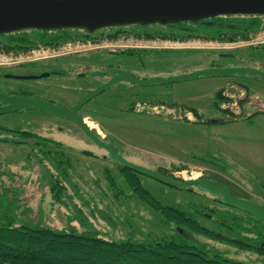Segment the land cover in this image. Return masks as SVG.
<instances>
[{"label": "rangeland", "instance_id": "1", "mask_svg": "<svg viewBox=\"0 0 264 264\" xmlns=\"http://www.w3.org/2000/svg\"><path fill=\"white\" fill-rule=\"evenodd\" d=\"M219 18H236L233 21L250 30V21L256 17ZM260 18L262 29L243 34L208 23H181L139 27V31L128 28L138 32L136 36L114 35L116 28L92 36L73 31L40 38L38 32H28L0 37V44L15 48L32 42L37 50L60 45L62 55L53 60L65 61L62 69H73L64 84L81 88L72 90L78 97L100 81L92 84L78 79L76 73L97 70L98 61L107 58L100 52L111 50L140 48L150 74L161 78L212 65H248L252 60V68L264 69V16ZM229 34L237 37L228 40ZM70 35L74 39L65 41ZM78 36L83 39L75 41ZM0 57L4 58L0 64L11 61L2 51ZM118 86L82 112L81 118L100 139L113 143L134 164L179 182L215 176L236 196L264 206V78L199 77L166 85L162 106L161 99L152 94L154 89L135 88L130 97L129 85ZM122 95L127 98L121 106L118 98ZM130 107L139 111L130 115ZM210 119L226 122L210 124ZM107 155L72 123L30 113L1 115L0 196L7 199L2 208L13 206L18 220L31 226L60 230L72 226L80 232L96 231L114 242L185 239L211 258L264 264V247L260 246L264 228L251 215L198 188L175 189L128 171L104 159ZM165 208L179 210L181 216L164 212ZM200 212L219 217L220 222ZM197 227L207 232L196 231Z\"/></svg>", "mask_w": 264, "mask_h": 264}, {"label": "water", "instance_id": "2", "mask_svg": "<svg viewBox=\"0 0 264 264\" xmlns=\"http://www.w3.org/2000/svg\"><path fill=\"white\" fill-rule=\"evenodd\" d=\"M236 16H264V0H0V36L24 31L85 30L95 33L100 30L128 26L195 24L219 17ZM117 72L113 71L111 73L113 79L110 82L86 95L71 110L39 99L7 97L0 93V101L7 104L0 108V116L17 111L40 110L73 121L96 145L107 151L113 163L175 189L198 188L200 191L216 197L220 203L243 211L251 215L255 221L264 224V206L250 199L232 195L226 185L207 178L179 182L156 170L128 161L119 154L118 148L112 144L104 143L93 134L76 113L113 85L133 81L130 74L122 71ZM90 75L103 76L100 73ZM234 76L264 78V69L212 66L180 76L155 77L146 82L136 80L135 82L146 87L166 86L191 81L199 77L226 78ZM225 122L226 120L209 121L211 124ZM179 232L185 237H189L180 228Z\"/></svg>", "mask_w": 264, "mask_h": 264}, {"label": "trees", "instance_id": "3", "mask_svg": "<svg viewBox=\"0 0 264 264\" xmlns=\"http://www.w3.org/2000/svg\"><path fill=\"white\" fill-rule=\"evenodd\" d=\"M219 19H212L215 23L210 26L242 34L262 29L260 16L251 19L248 27L250 30H244V24L233 21L236 18L230 21ZM229 35L228 40L237 37ZM65 39L69 41L74 38L70 35ZM76 39L82 40L83 37L78 36ZM38 40L43 42L40 38ZM53 189L60 191L57 187ZM6 201L0 196V264H243L220 256L211 258L208 252L200 250L195 243L185 239L178 242L175 238L170 242L163 239L153 244L114 242L100 237L96 231L80 232L72 226L62 230L41 224L31 226L18 220L13 206H7L4 210L2 207ZM168 211L181 216L179 210L164 209V212ZM18 221L21 222L20 225ZM260 224L264 228V224ZM197 228L196 231L207 232L206 229Z\"/></svg>", "mask_w": 264, "mask_h": 264}, {"label": "flooded vegetation", "instance_id": "4", "mask_svg": "<svg viewBox=\"0 0 264 264\" xmlns=\"http://www.w3.org/2000/svg\"><path fill=\"white\" fill-rule=\"evenodd\" d=\"M211 20L203 21V22H199V23H195V24L204 25L207 23H211V24L215 23L213 20L212 21ZM177 25L178 24L168 25V26H177ZM130 27H133L139 31V27L144 28L147 26H128V27L116 28L115 31L113 32V34L114 35L117 34L118 36H120L122 33H124V34L126 33V35H131L132 33L135 34V36L138 35V32L133 31L134 29L129 30L128 28H130ZM112 29H114V28H112ZM112 29L100 30V31H97L95 33H89L85 30H63V31H53V32L24 31V32H19L17 34H21V33L25 34L28 32H38L40 38H42V37L47 38L50 35H56V34H60V33L64 35V33H68V32L71 33L73 31H76V32H82L85 35H91L92 36V35H95L97 33L103 34V32L109 31ZM12 35H2L0 37L5 38V37H10ZM24 36L22 37L23 39L27 38ZM75 41H77V40H75ZM37 48H38V45L31 44L30 42H28V43L26 42L24 45H22L20 47L15 46V48H13V49L9 48V46L6 44H2L0 46V51L7 54L6 58L11 60V61H8L6 63L0 64V93L5 94L7 97H24V98L39 99L43 102L54 104V105L60 106L62 108L71 110L86 95H88L92 91L96 90L100 86L105 85L108 82H110L113 79V75L111 74L113 71H115V72H117V71L121 72L122 71L124 73L130 74V77L132 78L133 81L122 82V83H118L116 85H113L110 89L106 90L105 92H103L98 97L89 101L86 105H84L82 108H80L77 111L76 115L79 118H81L83 110L88 105H90L92 102H95L97 99L104 96L107 92H110L115 86H118V85L120 86V85H123L124 83L126 85H129L127 90L129 91L130 97L134 95L135 88L149 89V91L154 89L155 92L152 94H154V96L156 95L157 99H161V104L157 101L159 103V105L162 106V103L164 102L162 99H164L166 96L165 88H164L165 86L154 85V86L146 87V86L139 85L135 82V80L141 81V82H146L150 78L161 77L158 74H154V73L150 74L149 68H147L146 63L141 60L142 53L140 51V48L126 49V50L121 49V50H115V51L111 50V51H107V52H100L101 56H106L107 58L104 61H98L99 63H101L99 66H97L98 63L95 64V66L98 67L97 70L90 71L89 69H85L83 72L76 73V76L78 79L90 80L92 84L94 83L92 81H97V82L100 81V82H98V84L95 87L86 89L84 94L81 96H78V97H76V93H73L72 90L73 91H76L78 89L81 90V88L68 87L64 84L65 83L64 79L70 78V76L73 74V72H71V71H73V69L70 67H69V69H68V67L62 69L60 66H61V64H64L65 61L63 63H60L58 61L53 60L55 57H59L62 55L61 52L59 53V50L61 48L60 45L50 46L49 48H46V49L41 48V50H37ZM0 59H4V58L0 57ZM252 61H250L248 63V65H237V66L235 65L233 67H253L252 64H254L255 62L254 61L252 62ZM212 66H214V65H212ZM217 67H223V66H217ZM92 73H100V74H103V76H95L94 77V76L90 75ZM246 78L247 77H241L240 79H246ZM56 79L62 80V81L54 82V80H56ZM65 92L68 93V95H69V96L67 95L68 97L67 96L64 97ZM150 95H151V93H150ZM123 97L124 96L122 95V97L118 98V102H119L118 105L122 106L123 101L127 98V97H125V99H123ZM5 106H7V104L0 101V108L5 107ZM137 111H139V110H135L134 108L131 109V107L128 109V113L130 115H135ZM16 113H19V114H23V113L29 114L30 113V115L35 114L36 116L61 119L65 122H69V123L74 124L78 129H80L83 132V130L75 122L64 119V118H60V117H57L54 115H51V114L44 112V111H40V110L26 111V110H24V111H17ZM82 121L85 122L84 119H82ZM85 123L87 124V122H85ZM87 126H88V124H87ZM90 127L92 128V126H90ZM90 127L88 126L89 129H90ZM59 129H60V132H63L62 127H60ZM90 130L92 131V129H90ZM93 134L96 135L94 132H93ZM85 136H87V135L85 134ZM97 137L100 139L99 136H97ZM100 140H102V139H100ZM103 142L106 144L114 145L111 142H105V141H103ZM92 143H94V142L92 141ZM100 148H102V147H100ZM116 148H118V147H116ZM118 150H119V148H118ZM119 154H120V150H119ZM90 155L94 156L93 153H91ZM107 158L111 161V159L109 158V155L104 156V159H107ZM203 178L211 179V180L218 181V182L220 181L219 178H217L215 176H209V177H203ZM230 191H231L232 195L236 196V194H234L231 189H230ZM237 197H240V196H237ZM240 198H244V197H240ZM200 213L203 216L211 217L210 218L211 220H214L216 222H220V219H218L219 217L217 218L216 216H213L211 214H210V216L204 215L203 212H200ZM260 246L264 247V243H261Z\"/></svg>", "mask_w": 264, "mask_h": 264}, {"label": "crops", "instance_id": "5", "mask_svg": "<svg viewBox=\"0 0 264 264\" xmlns=\"http://www.w3.org/2000/svg\"><path fill=\"white\" fill-rule=\"evenodd\" d=\"M211 120V119H210ZM224 120H226V119H224Z\"/></svg>", "mask_w": 264, "mask_h": 264}, {"label": "built area", "instance_id": "6", "mask_svg": "<svg viewBox=\"0 0 264 264\" xmlns=\"http://www.w3.org/2000/svg\"><path fill=\"white\" fill-rule=\"evenodd\" d=\"M232 109V108H231Z\"/></svg>", "mask_w": 264, "mask_h": 264}]
</instances>
